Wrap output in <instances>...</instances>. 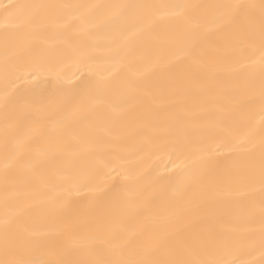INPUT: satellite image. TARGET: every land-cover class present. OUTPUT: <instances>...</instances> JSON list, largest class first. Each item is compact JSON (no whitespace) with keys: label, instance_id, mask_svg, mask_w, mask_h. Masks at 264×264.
<instances>
[{"label":"bare ground","instance_id":"obj_1","mask_svg":"<svg viewBox=\"0 0 264 264\" xmlns=\"http://www.w3.org/2000/svg\"><path fill=\"white\" fill-rule=\"evenodd\" d=\"M237 4L260 0H0V260L264 264L259 8Z\"/></svg>","mask_w":264,"mask_h":264},{"label":"snow or ice","instance_id":"obj_2","mask_svg":"<svg viewBox=\"0 0 264 264\" xmlns=\"http://www.w3.org/2000/svg\"><path fill=\"white\" fill-rule=\"evenodd\" d=\"M7 7V6H6ZM34 8H42L45 7L43 5H34L31 6ZM113 8L117 9H126L129 7H140V8H153V7H158L154 5H138V6H129V5H113L110 6ZM175 8H181L183 6L181 5H175L172 6ZM224 7H230L234 10L233 15L239 13L241 10H246V9H256L257 7L259 8V26L257 30V26L254 22V18L249 16V26H248V34L249 37L252 40H257L259 41L260 44V50L262 53V62H261V67H260V88H261V98L262 101H264V0H260V4L257 5H242V4H237V5H227ZM247 15V13H246ZM231 17L226 18L223 23L227 24L231 22ZM213 149V151L218 150ZM207 164L203 161L202 159V174L206 170ZM260 175H261V187L262 190H264V143L261 144L260 146ZM216 193L212 192L209 190L206 195L211 197L215 195ZM3 229L5 233V240L7 241V235H8V229H9V221L5 220L3 224ZM0 264H23L21 261H16V260H0ZM51 264H62L60 261H52ZM114 264H139V262L135 261H129V260H121V261H116ZM163 264H216V262H208V261H201V260H194V259H182V258H177L169 261L163 262Z\"/></svg>","mask_w":264,"mask_h":264}]
</instances>
